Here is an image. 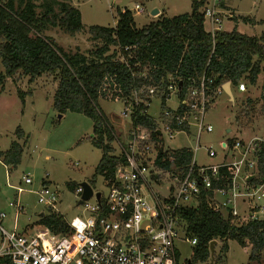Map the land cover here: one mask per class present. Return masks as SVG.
<instances>
[{
  "label": "built area",
  "instance_id": "2783aa9c",
  "mask_svg": "<svg viewBox=\"0 0 264 264\" xmlns=\"http://www.w3.org/2000/svg\"><path fill=\"white\" fill-rule=\"evenodd\" d=\"M222 2L206 0L202 7L204 29L212 42L215 32L223 30L224 19L230 16ZM133 10L143 13L137 4ZM119 51L120 61L142 81L121 100L120 116L129 127L124 141L113 131L117 151L113 154L124 162H119L113 176L104 180L107 192L102 194L91 187V197L82 200L83 188L77 185L74 194L81 209L70 220L65 219L68 231L35 229L33 224L43 214L54 212L62 216L57 209L59 193L44 180L33 190L25 189L33 179L28 173L23 174L14 187L16 198L9 203L13 209L9 227L5 223L7 214L0 210V260L11 264H186L190 258L180 256L175 239L181 233L179 240L192 247L196 239L185 233L180 214L197 206L202 196L217 213L264 219V135H247L244 130L225 126L215 146L200 144L202 134L214 131L205 121L206 112L217 98L226 95L223 83L210 90L204 74L185 83L171 73L156 78L153 73L159 66L141 64L133 53L134 45L123 46ZM235 88L247 91L244 82ZM154 98H159L161 104L156 120L148 113ZM169 104L176 106L170 108ZM145 115L150 117L151 126L138 121ZM192 127V148L166 145L178 134H191ZM200 149L205 158L216 161L198 164L196 154ZM186 151L191 152L190 158L177 165L176 156ZM165 163L168 168L163 167ZM214 181L220 185L213 186ZM165 185L166 195L153 189ZM24 192L32 193L47 212L38 213L34 222L18 230V219L26 213L20 199ZM218 255L220 259H213L212 264H223L222 255Z\"/></svg>",
  "mask_w": 264,
  "mask_h": 264
},
{
  "label": "trees",
  "instance_id": "16d2710c",
  "mask_svg": "<svg viewBox=\"0 0 264 264\" xmlns=\"http://www.w3.org/2000/svg\"><path fill=\"white\" fill-rule=\"evenodd\" d=\"M205 1L191 0L190 12L171 17L157 15L140 28L136 27L130 10H118L113 27L87 29L90 38L101 44L85 55L65 53L44 35L49 28H58L70 35L83 30L78 9L67 0H0V65L3 69L0 86L18 72L27 76L30 83L41 75L52 76L56 82L52 96L54 110L59 114L80 113L92 121L90 141L101 151L93 176L100 175L103 180L112 177L116 165L124 160L113 154V130L98 101L122 100L142 81L139 75L132 76L120 61L119 48L123 46L134 45L133 53L141 64L158 65L159 69L153 73L156 78L171 73L185 83L191 77L204 74L210 90L226 81L231 88L244 82L247 90L259 84L260 93L240 100V111L229 121L228 127L242 130L241 126L249 124L255 114L264 117V34L248 36L236 29L221 30L215 32L212 42L203 24ZM241 20L252 22L250 18ZM129 62L133 64V60ZM18 94L23 101L24 93L18 91ZM140 120L152 125L148 115L139 117ZM23 147L24 142L12 141L6 151L0 152L2 162L14 167L20 164ZM186 152L176 156L177 165L188 161L191 152ZM163 167L168 168L169 164ZM218 185V181L213 182V186ZM68 186L75 188L72 184ZM180 218L188 237L196 239L191 262L208 258L218 261L220 258L214 256L215 251L211 257L209 243L220 242L223 250L228 239L249 249L247 264H258L260 258H264V219L249 220L217 213L203 196L197 206L184 209ZM33 225L35 229L57 233L68 231L65 219L54 212L43 214Z\"/></svg>",
  "mask_w": 264,
  "mask_h": 264
},
{
  "label": "rangeland",
  "instance_id": "374dc122",
  "mask_svg": "<svg viewBox=\"0 0 264 264\" xmlns=\"http://www.w3.org/2000/svg\"><path fill=\"white\" fill-rule=\"evenodd\" d=\"M72 6L80 13L83 30L70 35L58 28H49L44 33L49 37L51 43L65 53L80 52L87 55L100 46L99 41H94L87 33L90 26L113 27L117 11L128 9L134 16L136 27L140 28L150 21L155 20L157 15L152 16V9L164 11L167 9V16H174L190 12L191 0H69ZM229 6L224 10L228 11L229 17L224 19L223 28L227 31L237 19H256L258 24L250 23L239 25V29L246 34H264V0H224ZM138 5L143 13L137 14L133 9ZM162 16V15H161ZM237 18V19H236ZM242 21V20H241ZM0 65V71H2ZM56 82L50 75H41L32 83L28 77L21 72L13 77L6 78L4 85L0 86V152L6 151L12 141L24 142L20 164L17 166L6 165L0 158V210L7 214L6 226L12 223L13 209L9 203L14 201L16 193L15 186L19 185L23 174H29L33 183L25 186L27 190L38 187L42 180L53 187L59 193L58 211L64 219L70 220L77 215L81 209L78 198L68 184L76 187L86 182L95 191L102 194L107 192V187L100 175H94L101 151L93 146L90 141L92 135V121L80 114L66 111L59 114L52 107V96ZM258 88V89H257ZM24 93L23 101L18 94ZM234 103L227 95L216 99L213 105L206 112V122L211 124L214 131L210 134H202L201 145H213L221 138V133L228 120H232L234 113L239 112L240 100L246 96L255 97L260 93L259 84L248 89L247 92H239L232 87ZM229 101H228V100ZM98 106L105 117L106 122L114 131L118 139L124 141L126 130L129 127L128 121L120 116L122 101H108L100 99ZM175 108L176 104L167 105ZM161 112L159 98L152 99L148 113L156 120ZM256 113V112H255ZM59 115H61L59 117ZM264 118V117H263ZM262 116L254 115L251 122L242 125L241 128L247 135H264V119ZM231 122V121H230ZM194 128L188 136L178 134L173 139L166 141L170 148L194 146ZM116 151V143L111 142ZM202 149L196 154L198 164L213 163L216 159H208L203 155ZM153 189L163 195L167 194V185L163 187L153 186ZM90 201H93L92 198ZM21 202L25 206L26 214H21L17 228L20 230L25 224L34 222L37 214L47 210L43 205L36 203L32 193L21 194ZM175 239L176 248L183 259L190 258L192 246L179 240L182 234L179 233ZM221 243L214 246V256L219 253L223 256V264H247L249 249L239 245L235 240L228 239L226 246L221 249ZM221 250V252H220ZM0 264H4L0 261ZM191 264H212L211 258L205 261L195 260ZM257 264V263H256ZM258 264H264V258H260Z\"/></svg>",
  "mask_w": 264,
  "mask_h": 264
},
{
  "label": "water",
  "instance_id": "95a60500",
  "mask_svg": "<svg viewBox=\"0 0 264 264\" xmlns=\"http://www.w3.org/2000/svg\"><path fill=\"white\" fill-rule=\"evenodd\" d=\"M158 13H159L158 9H155L154 8V9L151 10L150 15L155 16V15H158ZM223 90L225 91V94L228 96V99L231 102H234V97H233L232 90L230 88V82L229 81H226V82L223 83ZM60 116L61 115H59V117ZM228 131L229 130H226V132H228ZM80 186L83 188V192L81 194V199L82 200H86L89 197H91V195H92L91 186L88 183H86V182L80 183ZM96 197L99 198V192L96 193ZM215 244H216V241L215 240H213V241H211L209 243V251H210L211 257L213 255L214 245ZM191 263H192L191 260L188 259L186 264H191Z\"/></svg>",
  "mask_w": 264,
  "mask_h": 264
},
{
  "label": "crops",
  "instance_id": "0c3cea01",
  "mask_svg": "<svg viewBox=\"0 0 264 264\" xmlns=\"http://www.w3.org/2000/svg\"><path fill=\"white\" fill-rule=\"evenodd\" d=\"M71 5H72V3H71V1H69V0H67ZM222 6H223V9H225V7H229L225 2H224V0H223V2H222ZM167 9H164V11H159V9H158V11H159V13H158V15H162V16H166V17H171V16H167L168 14H167V11H166ZM228 12V11H227ZM187 13V12H186ZM237 19V18H236ZM228 21H230V22H232V26L227 30V31H231L232 29H236L239 33H242V34H245V35H248V36H259V35H254V34H246V33H243L240 29H239V25L241 24V23H243V24H247V23H249V22H243V21H241V20H238L237 19V21L236 22H234V21H231V20H228ZM258 21L256 20V19H254L252 22H251V25H255V24H258L257 23ZM224 23V22H223ZM115 25V24H114ZM224 31H225V29H223ZM80 185V184H79ZM20 199H21V197H20ZM26 214V213H25ZM38 215V214H37ZM39 215H40V213H39ZM31 222H29V223H27V224H30Z\"/></svg>",
  "mask_w": 264,
  "mask_h": 264
}]
</instances>
